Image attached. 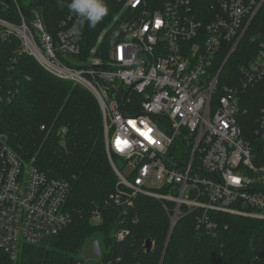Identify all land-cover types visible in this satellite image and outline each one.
<instances>
[{"label":"built area","instance_id":"1","mask_svg":"<svg viewBox=\"0 0 264 264\" xmlns=\"http://www.w3.org/2000/svg\"><path fill=\"white\" fill-rule=\"evenodd\" d=\"M12 1L21 20L0 16V43L17 37L20 54L97 97L119 182L111 198L124 214L148 196L163 202L170 230L190 212L209 234L225 224L223 214L264 220V161L241 125L245 90L264 89V39L237 73L227 69L264 0H214L207 11L198 0H117L112 24L121 28L112 40L104 28L90 47L73 31L74 13L52 31L40 9L28 19ZM257 120L264 140V102ZM69 194L64 179L21 157L0 128V252L16 260L24 246L60 234L74 219ZM129 233L123 220L113 236ZM95 252L101 260L98 240Z\"/></svg>","mask_w":264,"mask_h":264},{"label":"trees","instance_id":"2","mask_svg":"<svg viewBox=\"0 0 264 264\" xmlns=\"http://www.w3.org/2000/svg\"><path fill=\"white\" fill-rule=\"evenodd\" d=\"M19 1L28 19L33 9H40L52 31L58 30L60 21L70 13L66 6H60V0ZM213 1L198 0L204 11ZM67 2L64 0L65 5ZM106 3L109 13L94 29L87 23L80 28L87 47L96 42L104 28H110V40L121 28L118 22L112 24L121 11L120 4L117 0ZM0 16L16 23L21 20L12 0L0 1ZM263 39L264 6L246 31L238 52L228 60L227 69L237 73L239 64L256 53ZM19 44L15 36L0 43V86L4 94L0 128L21 157L34 159L41 170L70 185L68 207L74 219L47 242L24 246L16 260L0 252V264H79L84 261L79 253L85 240L94 235L103 240V258L89 264H264V220L223 214L225 224L217 233L209 234L197 227L192 212L170 230L163 202L153 197L139 196L127 214L116 207L111 195L119 182L106 151L97 97L80 85L54 77L33 56L20 54ZM245 91L243 135L256 160L264 161V140L257 134L264 89L258 86ZM94 210L104 214L102 223L94 222ZM123 220L130 233L116 240L113 232ZM148 239L153 246L147 252Z\"/></svg>","mask_w":264,"mask_h":264},{"label":"clouds","instance_id":"3","mask_svg":"<svg viewBox=\"0 0 264 264\" xmlns=\"http://www.w3.org/2000/svg\"><path fill=\"white\" fill-rule=\"evenodd\" d=\"M60 6H66L70 12L79 17L77 24L73 25V31L79 35V28L84 27L85 23L89 28H95L104 17L109 13L106 0H69L64 3L60 0Z\"/></svg>","mask_w":264,"mask_h":264},{"label":"rangeland","instance_id":"4","mask_svg":"<svg viewBox=\"0 0 264 264\" xmlns=\"http://www.w3.org/2000/svg\"><path fill=\"white\" fill-rule=\"evenodd\" d=\"M119 165L123 166L124 162L120 160ZM97 240L99 241V243L102 244L103 240L101 239L100 236H96V235L91 236L90 238L85 240L86 242L84 243V246L82 247L79 253V255L81 256V258H83V260L96 261L100 259V256L95 252V243Z\"/></svg>","mask_w":264,"mask_h":264},{"label":"water","instance_id":"5","mask_svg":"<svg viewBox=\"0 0 264 264\" xmlns=\"http://www.w3.org/2000/svg\"><path fill=\"white\" fill-rule=\"evenodd\" d=\"M66 81H70V80H66ZM153 242H152V240L151 239H148V241L146 242V245H145V249H146V251L148 252V251H150L151 249H152V244Z\"/></svg>","mask_w":264,"mask_h":264}]
</instances>
